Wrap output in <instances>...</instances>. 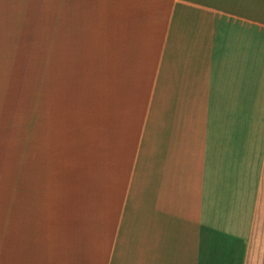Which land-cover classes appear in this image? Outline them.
Segmentation results:
<instances>
[{"label":"crops","instance_id":"0c3cea01","mask_svg":"<svg viewBox=\"0 0 264 264\" xmlns=\"http://www.w3.org/2000/svg\"><path fill=\"white\" fill-rule=\"evenodd\" d=\"M0 264H264V0H0Z\"/></svg>","mask_w":264,"mask_h":264}]
</instances>
